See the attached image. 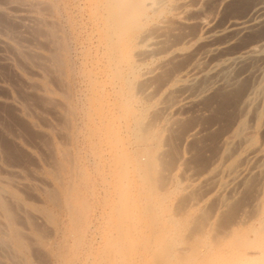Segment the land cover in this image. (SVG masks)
<instances>
[{"label": "rangeland", "instance_id": "374dc122", "mask_svg": "<svg viewBox=\"0 0 264 264\" xmlns=\"http://www.w3.org/2000/svg\"><path fill=\"white\" fill-rule=\"evenodd\" d=\"M261 1L264 2V0H195L194 3V0H190L188 6L191 7H187L183 17L186 20L188 18L189 24H187H192L191 27L187 24H183L182 27L172 25L173 30L166 33L168 39L175 38L179 44L173 50H169L170 53L166 51L160 56L157 55V58L156 56L146 58L136 66L137 71L139 70L138 75L145 76L156 67L157 63L169 59L173 52L181 50V56L172 60V65L169 64L165 69L167 74H172V79L154 82L150 88L152 93L149 96V103L132 101V107L136 110L142 108L140 111L148 110L146 103L149 105L164 99L168 90L170 92L175 89L172 87L178 83L176 81L188 77L195 69H207L210 64L219 62L227 56H233L253 45L263 43L264 21L250 29L251 31L231 37L224 32L222 34L212 31L223 29L231 20L248 13L250 7ZM92 2L93 0H0V181L9 183L8 186L12 187L13 192V195L4 193L1 200L7 203L5 205L10 209L12 218L6 211L4 212L5 209L0 204V264H26L27 262H29L27 264H108L111 258L118 257L117 248L114 244L107 243L105 238L111 220L106 216L107 213H103V210L107 211L111 204L112 184L101 183L99 174L104 165L100 163L98 166L99 162L93 149L94 143L90 140L92 139L91 128H94L90 118L98 119L96 112L100 108L99 103H105L103 105L108 107V101L109 103L110 100L114 101V95H112L114 91L111 86L113 85L111 76L113 69L109 67L111 56L103 40L104 25L99 17L101 8L98 0ZM95 4H98L97 7ZM168 8L166 10L168 14L165 11L158 20L164 21L169 15V18L171 17L170 7ZM212 36L215 38L212 39ZM207 38L208 40H204ZM214 45L218 46V49L211 57V54H207L208 48L215 47ZM179 47L180 50H178ZM263 54L242 64L231 66L226 80L217 85V89L214 87L201 98L194 100L192 104L182 106L185 102L184 94L176 88L168 99V103L175 104L173 113L169 109L167 115L165 114L169 121H160L161 123L158 121V126L164 134L163 138L169 135L167 139H163L162 148L163 150L170 148L176 185L184 187L187 184H196L197 189L194 191L196 199L193 204L185 205L184 211L198 214L202 210L201 213L203 211L205 215L207 213L208 221L213 222L215 219L218 222L222 217L223 221L220 220V223L233 227L240 225L239 227L243 226L244 231L254 227L257 223L255 221L259 219L257 211L262 205L261 200L264 196L262 175L256 173L255 177L251 175L247 178V183L232 185L227 189L220 186V183L229 179L226 173H219L213 178L212 175L217 169H226L238 164L244 156L246 147H264ZM104 75L108 77L105 78ZM216 80V76L214 78L212 76L206 79L204 84L208 85ZM244 95L255 99L252 106L242 103ZM94 97L97 99L99 97V101ZM101 98L102 101H100ZM126 121L121 122V129L125 136L127 133L125 137L127 145L132 146L135 139L130 133V128L134 125V119L130 117ZM126 125H128L127 128ZM240 125L245 128L247 140L237 139L232 142L233 144H226L225 142L232 138ZM191 129L198 132L195 138L189 136ZM165 140L168 141H166L167 144ZM130 146H128L129 151H133ZM59 161L64 164L62 165ZM66 164L71 165L69 167ZM248 165L251 164L243 163L244 168L249 167ZM87 168L88 170H85ZM133 168V165L129 164L126 171V190L132 197L137 193L136 181L139 180V175ZM81 173H84V176ZM89 181L91 186H88ZM98 181L99 184H97ZM61 182L64 184L62 185ZM71 189L74 191L72 193L75 200L80 203L86 202L89 210L86 214H89L91 222L84 228L82 234L78 232L70 212H67L68 209H65L64 201H62L64 193L61 191ZM107 189L110 191L107 192ZM102 190L103 193H101ZM91 193L94 194L93 200L90 198ZM174 196L168 201L171 207L178 197V195ZM217 196H220V200L216 199ZM97 201L99 203L94 205ZM100 204L101 207H99ZM134 204L132 203L131 207L135 211ZM232 207H235V212H230ZM224 210L225 214H222ZM80 212L79 215L84 214V211L80 210ZM16 227L18 231L21 230L22 237L19 233L18 236L25 242L24 247L18 248L19 250L16 243L17 235L14 233ZM12 234L15 236L13 237ZM212 235L210 232H204L201 237L210 239ZM63 243L64 247L61 246ZM64 253L62 258L61 255ZM130 264H137V262L132 261Z\"/></svg>", "mask_w": 264, "mask_h": 264}, {"label": "bare ground", "instance_id": "6f19581e", "mask_svg": "<svg viewBox=\"0 0 264 264\" xmlns=\"http://www.w3.org/2000/svg\"><path fill=\"white\" fill-rule=\"evenodd\" d=\"M98 1H99V6L101 8V11L100 9L99 11L101 13H100V16L98 13L97 14L99 17H101L103 21V23L102 22L100 23L104 25V27H102L104 28L103 30L104 32L102 33L104 35L103 40L105 41V44L108 48V53L111 56L110 58L111 60L109 59L111 61V66L109 67L114 70V71L111 70L113 85L110 84L111 82L109 83L111 86H113L112 88L114 92L113 94L112 93L111 94L114 95L113 96L114 101L112 102V100H110L112 104H110L111 102L109 103L108 101V105H107L108 107L103 105L105 103H99V107H100V108L98 107L99 110L96 109L95 107V109L98 110V112L95 111L97 113V117L96 116L95 117L98 119L92 120V118H90L91 119L90 121H93V123L91 122L90 123L93 124L92 127L94 126L93 129L91 128L92 139L90 140H92L94 143L93 149H94L95 155L99 162L98 166L100 165V163L104 165V167L102 166L101 169L98 168V170L100 169V174H99L100 181L102 184L103 183L105 184L106 182L107 183L109 182L110 184H112V188H111L112 190L111 191L110 189L106 190L107 192L109 190L110 193H112V196L110 195L112 197V199H110L112 200L111 204H109L110 206L107 209V211H104L106 209L103 210V213L104 214L107 213L106 216L109 218V220H111V225H109L110 228H109V231L106 232L107 235H105L106 236L105 238H106L107 243L114 244V247L117 248V251L119 252V254H118V257L111 258L108 261V264H124V263L130 264V262L132 261L134 263L136 261L137 264H264V196H263V199L261 200L262 205L257 211V216H259V219L256 216L258 221L254 220L255 222H257L256 225L254 227H250L248 230H245V231L244 229H242L243 226L239 227L240 225L237 227L235 226L236 227L235 228L228 224L226 225V224L220 223L221 221H223L221 220L222 217L221 219H219V221L221 220L220 222L215 221V219L213 222H210V220L208 221L209 218H207L208 217L207 213L206 215L205 213H203L205 211L201 213L202 210H200V213L198 214L184 211L185 205L193 204L194 200L196 199L194 197V191L195 189H197L196 184L195 183L187 184L184 187L182 186L180 187L176 185L177 183L175 182L176 181L175 173L173 172V159L170 158V153H169L170 148L169 146H168L169 150L168 149L163 150L162 148L163 139H165L166 137L168 138L169 135L167 134L168 136L166 137L164 136L165 138H163L164 134L158 126L159 125L158 121L159 122L169 121L166 116L167 115L166 113L169 111V109H170V112H172L175 109V106H174L175 104H173L174 102L168 103V99H169V95L173 91H175L176 88L180 89L182 91V94H184L183 100H185V102L183 101L184 104H182V106H185L189 103L192 104L194 100L201 98V96L205 95L210 90H212L214 87L221 84L223 80L225 81L226 80L225 78L227 77V72L229 68H231V66L233 65L236 66V64H242L243 62L247 60H250L252 58H257L260 55H262L264 53V42L256 46L253 45L249 47L248 49H246L245 51L242 50L243 52L241 51V53L238 52V54L236 53L235 55L231 54L233 56H230V57L227 56V58L223 57L224 59L221 58L222 59L221 61L210 64L208 68L206 66L207 69H195L191 73V75H189L188 77L184 79L182 78L176 81V83L177 82L178 83L176 85L173 84L174 86L172 87V88L175 87V89H172V91L170 92L168 90V92L165 93L166 95L164 94L165 95L164 99L158 102H154L153 104L147 105L150 99L149 96L152 93L150 88L152 87L153 83L154 82L157 83V81L159 82L162 79H164L163 81L172 79L171 78L172 74L171 73L167 74V72H165L166 71L165 69L169 64L172 65L173 63L172 60L181 56L180 52L182 51L180 50V47H179L178 50H180V52L179 51H177L176 53L173 52V54L171 55L169 59L167 58L166 60H163L159 64L157 63L158 65L156 64V67H154L147 75L145 74L144 76L142 74V77H140L141 75L140 76L138 75L139 70L137 71L136 66L139 65L141 61L143 62V60L146 58H149V57L153 58L154 56H156L157 58V55L160 56V54L166 51L170 53L169 50L171 49L173 50V48L179 44L177 40L175 41V38L168 39L166 37V33L173 30L172 25H177V26L181 25L182 27L183 24L188 23V18L186 20L183 17V13L186 12L187 7H191V6H188L189 4L188 2H190V0H98ZM194 3H195V0H194ZM97 5L98 4H95L96 7ZM191 5H193V3ZM168 7H170V12H171L170 18H169L170 15L168 16L167 15L168 12L166 11L167 9H169ZM165 11L167 12L166 16H168V18L166 20L164 19V21L158 20L162 15H164ZM166 16H164V18ZM191 20H193V18ZM98 21L96 23H98ZM263 21H264V2L261 1V2L254 4L252 7H250L248 13H245L244 15H241L231 20L227 24V26H225L223 29H220L217 31L212 30V31L217 32V33L224 32L230 35L231 37V36H235L240 33H243V32L245 33V31H248L252 29L253 27L257 26L258 24H261ZM153 23L155 25H153ZM190 25L188 26L191 27ZM102 34L100 35L102 36ZM180 38H183V37H180ZM214 38L215 37H213L212 39ZM204 40H208V38ZM217 49H218V46H215V47L211 46V48H208L207 54L209 55L211 54V57H212V54ZM106 54L107 52L105 53V55ZM242 74H245V73H242ZM106 76L108 77V75ZM106 76L105 78H107ZM212 76L213 78L216 76L217 80L210 84L208 83V85H205L204 84L205 80ZM209 82H211V80ZM103 83L104 82L102 81V84ZM102 86H104V84ZM111 94H110V97L112 96ZM104 96L105 95H103V97ZM255 96H256V93H255ZM102 98L100 101H102ZM107 98H109V96ZM104 100L106 99L104 98ZM137 100L147 102L145 106H148L149 109L147 107L146 109L148 110H142V111H140L142 108H140V110L134 109L131 105V102L137 101ZM254 101L255 99L250 97L249 95H246L242 99V103L246 106L248 105L250 106L251 104H253ZM93 102L95 101L93 100ZM95 104H97V102ZM65 117H66V114H65ZM130 117L134 119V125L132 128H130L131 129L130 133H132L135 139L134 143L131 142L133 144L132 146L127 145V142H126L127 138L125 139V137L127 136V133H126L127 131L126 132L124 131L126 133V136H125L123 133V130L121 129V125H122L121 122L124 121L125 123V121L127 119H130ZM86 122L88 123V121ZM126 124H127V121H126ZM128 124L130 123L128 122ZM127 126L128 125H126V128ZM85 127H87V125ZM90 132L91 131H89V133ZM166 132L168 131L166 130ZM169 132L171 133L170 130ZM197 134L198 132L195 129H191L189 136L190 138H195ZM129 136L131 135L129 134ZM237 139L243 140V141L247 140L245 128L242 125H240L238 129L233 133L232 138L230 140H227L225 143L229 144ZM166 141L167 140H165V144H167ZM91 145H93L92 142H91ZM128 146L132 147L133 151H129ZM67 149H69V147ZM244 151H245L244 156L238 164L232 167L226 168V169L225 168L217 169L214 175H212V178H213L219 175V173H226L227 175L226 177H229V179L225 181L224 183H220V186L222 188L227 189L229 188V186H232V185H240V184H244L245 182L247 183L246 181L247 178L256 173H259L262 175L261 184H262V187H264V147L248 146L246 147ZM70 153H71V150H70ZM171 153H172V150H171ZM62 156L60 158H62ZM69 156L68 158L71 157ZM63 157L67 158V156H63ZM171 157H172V154H171ZM64 162L66 163V161ZM246 162L247 163L249 162L251 165L250 166L248 165L249 167L244 168L243 163H246ZM63 164L64 163H62V165ZM129 164L133 165L134 172L136 171V173H138L139 175V176L137 175L139 177V180L136 181V185H137L136 187L138 189L136 190L137 193L135 194L134 197L130 196L126 190L127 188L126 171H127ZM70 165H67V166L70 167ZM73 169L74 168H72V171L75 172ZM85 170H88V168ZM81 174H83L84 176V173H81ZM78 175H77V179H78ZM80 177H82V175ZM253 177H255V175ZM85 178H86V175H85ZM77 179H76V182H77ZM81 179H79V181H81ZM138 182L139 184H137ZM86 184L88 185V183ZM97 184H99V181ZM8 185L9 183L6 184L0 181V202H1L0 204L4 207L5 209L4 212L6 211L8 215L12 218L13 215L10 209L6 207L5 205L6 202L3 203V201H1L3 199L2 197L4 193L13 195V192L11 191L12 187ZM58 185H59V182H58ZM58 185L57 187H59ZM67 185L69 184L67 183ZM88 186H91L90 181H89ZM88 186L87 188H89ZM140 187L142 189H140ZM94 188L96 187L94 186ZM94 188L93 190H95ZM98 189H100V187ZM103 190L101 193H103ZM72 191H73L72 189L66 190V191L62 190L61 192L64 193L62 201H64V207H66L65 209L66 210L68 209L67 212L68 211L70 212L71 219L74 221L75 225L77 226L78 232L82 234L84 228L88 226L89 222H91L88 216L89 214H86L88 210V206L86 202L80 203L76 201L75 198L73 197ZM93 193L95 194V191ZM94 194L91 193L90 195L91 199L93 198L92 195ZM174 195H178V197L175 201L176 203L174 202L175 204L173 205V207H171L168 201ZM263 195H264V192H263ZM106 196L109 197L107 194ZM220 196H217L216 199L220 200ZM104 197L105 196L103 195V199H105ZM83 198H84V195H83ZM99 201H97V203L94 205H97ZM102 202L104 203V201ZM132 203H135L134 205H136L135 211L131 207ZM101 204L99 207L102 206ZM234 209L235 207H232V209L231 210L229 209V210L230 212H235ZM80 210H82V212L84 211V214L79 215V213H81ZM95 210L97 211V209ZM216 211L218 212V210ZM223 212H225V210L222 211V214H225ZM102 215L103 214H101V216ZM245 215H248V214H245ZM225 217L227 218L226 215ZM98 218H101V217H98ZM238 219H241V218H238ZM238 224H240V222ZM76 226H75V230H77ZM71 227L72 229L74 228L73 226ZM12 229L11 231L13 232ZM20 232L21 230L18 231L17 227L14 229V233L17 235V242L15 241L18 246L17 249L21 248L22 246L24 247L25 245V242L18 236V233L20 235ZM71 232L73 233L74 231H71ZM204 232H208V233L210 232L213 235L211 236L210 239L201 237ZM84 233H86V231ZM13 235L14 234H12V236ZM63 236L65 237V235ZM64 237L63 239H66ZM63 241H68V240H63ZM64 243L61 246L64 247L65 245ZM67 244H69V242ZM83 245L84 244H82V246ZM90 247H91V244L89 248ZM82 249H84V246ZM60 253L62 252L60 251ZM64 255L65 253L62 254L61 257ZM75 255L77 257V254Z\"/></svg>", "mask_w": 264, "mask_h": 264}]
</instances>
